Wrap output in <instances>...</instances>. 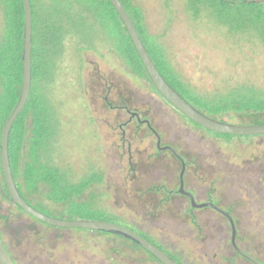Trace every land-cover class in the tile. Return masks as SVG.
<instances>
[{"label":"rangeland","instance_id":"rangeland-1","mask_svg":"<svg viewBox=\"0 0 264 264\" xmlns=\"http://www.w3.org/2000/svg\"><path fill=\"white\" fill-rule=\"evenodd\" d=\"M129 1L151 41L163 51L169 70L195 96L212 100L240 85L264 91L260 39L232 33L205 15L193 17L187 0ZM67 49L53 96L62 130L59 158L65 169L75 180L92 170L102 173L103 181L94 189L95 209L152 237L183 264H206L207 247L223 238L230 241L231 227L210 211L191 209L177 194L167 197L153 191L162 185L178 191L181 164L172 153L158 150L157 137L146 124L129 121L127 111L118 108L147 120L162 147L176 148L192 164L190 182L221 194L232 188L258 193L259 188L263 199L264 137L229 141L214 136L193 124L109 50L78 51L72 45ZM225 121L260 126L264 113L227 114ZM236 156L243 177L232 180L237 167L231 160ZM244 194L251 204L252 197H247L251 191ZM7 197L0 191V234L18 264H158L117 235L49 226L19 210ZM45 205L55 213L63 209L47 200ZM252 210L250 219L246 214L239 217L237 237L249 238L259 248L258 243L264 242V212ZM248 220L256 228L247 226Z\"/></svg>","mask_w":264,"mask_h":264},{"label":"trees","instance_id":"trees-1","mask_svg":"<svg viewBox=\"0 0 264 264\" xmlns=\"http://www.w3.org/2000/svg\"><path fill=\"white\" fill-rule=\"evenodd\" d=\"M120 1L161 75L192 106L220 122H227V114L244 111L264 113V91L255 86H236L212 100H203L192 94L182 85L177 74L169 70L163 51L147 35L137 9L129 0ZM187 6L195 18L208 16L232 33L253 35L264 43V0H187ZM31 7L32 90L9 139L10 165L17 189L29 205L50 217L105 221L122 226V221L115 216L94 208L98 196L94 189L103 181V174L92 170L75 180L71 170L67 171L60 161L58 146L62 130L53 101L54 85L60 76L67 48L72 45L78 51L109 50L135 75L156 88L122 20L108 0H31ZM0 15L1 149L3 128L22 90L23 0H0ZM0 185L8 196L4 180ZM87 193L90 195L88 198ZM46 200L62 205L63 209L55 213L45 205ZM125 227L136 231L133 226Z\"/></svg>","mask_w":264,"mask_h":264},{"label":"water","instance_id":"water-1","mask_svg":"<svg viewBox=\"0 0 264 264\" xmlns=\"http://www.w3.org/2000/svg\"><path fill=\"white\" fill-rule=\"evenodd\" d=\"M108 1L112 4L114 9L118 13L120 19L122 20L152 84L156 88L157 92L167 102H169L175 109H177L180 113L186 116L193 123L197 124L198 126L206 130L215 133L234 135V136L264 135V125L243 127V126L223 123L206 116L198 109H196L194 106H192L187 100H185L178 92H176L172 88V86L164 79V77L157 69L152 58L147 52L131 17L127 13L121 1L120 0H108ZM23 2H24V12H25V39H24V52H23L22 90L19 101L3 128L2 137H1V149H0V164H1V170L3 174L4 182L8 192L7 199L16 206L20 207L29 216L49 226L60 229H84V230L98 231V232H104V233H109L120 237H124L144 248L160 263L176 264L155 245H153L145 238H143L142 236L138 235L137 233L126 227L105 221L63 220V219L53 218L37 211L35 208L29 205L20 195L10 165L9 139L12 128L18 117L24 111L28 103V100L30 98L31 90H32L33 15H32L31 0H23ZM139 122L144 123L140 119ZM147 124L151 128L150 123L147 122ZM151 130L156 135L158 139V147H160L161 145L160 136L157 134V132L154 129L151 128ZM184 173H185V167L181 173L182 182L184 179ZM0 191L2 192L1 187H0ZM193 205L196 206L194 200H193ZM197 207L205 208L207 207V205H200ZM225 215L228 216L227 214ZM232 232H233L232 233L233 245L235 246L236 228L234 227V225L232 227ZM238 251L241 252L240 250ZM0 264H15L14 260L9 254L1 238H0Z\"/></svg>","mask_w":264,"mask_h":264},{"label":"flooded vegetation","instance_id":"flooded-vegetation-1","mask_svg":"<svg viewBox=\"0 0 264 264\" xmlns=\"http://www.w3.org/2000/svg\"><path fill=\"white\" fill-rule=\"evenodd\" d=\"M118 109H123V110L127 111V113L130 115L129 121H133V119H137L138 121H139V119L141 120L139 114L130 112L129 111L130 109H128V108L119 107ZM142 122H144V123H141V124H143V125L146 124L148 126V128L151 130L152 127L151 128L149 127V125L147 124V122H148L147 120H143ZM223 123H227V122H223ZM193 124H195V123H193ZM228 124H231V123H228ZM195 125L198 126L197 124H195ZM232 125H234V124H232ZM198 127H200V126H198ZM243 127H249V126H243ZM120 128L123 129L124 126H121ZM200 128H202V127H200ZM202 129L207 131L208 133L214 135V136H217L219 138H225V139H228L229 141L237 139V138L247 139V138H253V137H264V135L234 136V135L215 133V132L206 130L204 128H202ZM223 136H228V137H223ZM157 147H158V141H157ZM164 148H167V149H164ZM158 150L163 151V152L172 153L174 155V157L180 162L181 172L179 175V189L176 192L173 190L168 191L166 188L167 186L162 185L159 188L154 187L153 191H155L156 193L164 192L167 197H170L172 195L177 194L178 196H180L184 200L182 203L183 204L187 203L191 209L210 211L215 216H218L221 219L225 220L227 222V224L231 227V229H232L233 225L236 228L235 246L233 245L232 236H231L230 241L228 238H223V239H221V241L219 243H216L215 245L208 246L206 251H205V254L203 256V260L205 261V263L206 264H264V246H263L264 242L263 243L259 242L258 243L259 248H258V247H255L256 244L252 243L251 239L249 240V238H248V240L247 239L244 240V239H239L237 237V227H238V223H239V217H242V219H243L244 218L243 214H246L247 215L246 218H249L248 214L251 215L252 212L254 211L252 209H254L255 207H257V209H260L261 212H264V195L262 196L263 199H260V189L257 188L258 193H256L255 190H249L248 189V190L244 191L243 188L242 189H233L232 188L229 191V194H221L217 191V189H213V190L211 188L210 189L209 188L208 189H206V188L202 189L201 187L196 185L195 182H190L191 178H190V180L188 179L189 177L187 174H188L190 166L192 164L190 162H186L185 159L179 155L178 150L176 148H173L171 146H163L162 147L160 145V147H158ZM239 158H240L239 156H236L233 158L236 161H233V159L231 160L233 162V163H231L233 165V167L234 166L237 167L236 172L232 173L233 174L232 180L238 179L239 177L242 176L243 167L239 166V164H240ZM237 163H239V164H237ZM227 164H230V163L227 162ZM184 167H185V173H184V179L182 182L181 173H182ZM0 187H1V185H0ZM250 191H251V194L249 196L247 195V197L248 198L252 197V200H251V204L248 201H247L248 202V204H247V202L245 201L246 195L244 194V192H248V194H249ZM262 191L264 193V190H262ZM193 200H194L196 206L193 205ZM245 202H246V204H245ZM200 205H207V207L198 208L197 206H200ZM251 206H252V208H251ZM224 213L227 214L231 218L232 221ZM260 222L262 223L263 221L260 220ZM247 226L256 228L255 223L253 221H250V220H248ZM135 229H136V231H134V230H132V231H134L135 233H137L138 235L142 236L147 241H149L150 243L155 245L158 249L163 251L176 264H183L181 261H179L177 259V257H175V255H173L170 252L169 249L165 248L159 242H157L156 240H154L152 237L148 236L147 234L143 233L142 231L138 230L137 228H135ZM0 238L3 241L1 234H0ZM120 238L131 243L136 248L141 249L146 255H149L151 257V259L156 261L158 264H162L156 258H154L149 252H147L144 248H142L141 246H139L135 242H133L129 239H126L124 237H120ZM4 244H5L8 252H9V254L11 255L12 259L14 260L15 264H18L17 261L15 260V258L13 257V255L10 253V250H9V248L5 242H4ZM238 250H240L242 253L239 252Z\"/></svg>","mask_w":264,"mask_h":264}]
</instances>
